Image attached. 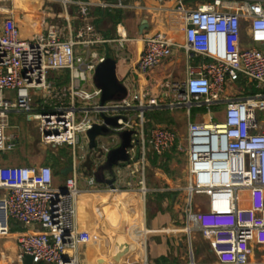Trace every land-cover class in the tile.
Segmentation results:
<instances>
[{
	"label": "built area",
	"instance_id": "2783aa9c",
	"mask_svg": "<svg viewBox=\"0 0 264 264\" xmlns=\"http://www.w3.org/2000/svg\"><path fill=\"white\" fill-rule=\"evenodd\" d=\"M55 1L64 11L78 7L83 24L76 34L69 24L67 32V26L49 22L44 11L28 21L29 38L23 37L15 17L5 19L0 28V153L17 149L20 137L9 134V120L12 114H26L29 122H37L42 144L70 148L73 170L57 186L52 166L0 165V237L8 236L16 221L30 231L17 237L22 262L30 256L33 264H81L78 250L93 240L77 219L85 194L78 182V149L84 148L83 142L90 147L88 131L103 126L105 117L118 118V128L111 129L133 133L129 163L137 155L144 171L149 149L161 157L181 148L174 129L146 127L148 112L183 109L190 114L225 106L217 122H188L189 200L181 204L191 253L186 264H197L194 231L208 240L217 264H251L254 248L264 247V0H211L194 9L187 8L186 0H175L176 10L185 16V41L162 31L142 38L138 74L154 72L177 49L189 60L208 61L188 64L186 78L162 83L160 96L147 89L104 105L102 90L88 87L92 73L107 58L99 48L130 39L125 32H119V40L102 35L89 21L86 3ZM129 8L127 0H104L100 5L103 10ZM243 27L252 48L241 46ZM238 85L242 93H232L230 88ZM253 85L258 92L248 90ZM34 94L42 99L33 107ZM117 147L98 149L97 144L90 150L105 159ZM88 185L96 181L89 178Z\"/></svg>",
	"mask_w": 264,
	"mask_h": 264
},
{
	"label": "crops",
	"instance_id": "0c3cea01",
	"mask_svg": "<svg viewBox=\"0 0 264 264\" xmlns=\"http://www.w3.org/2000/svg\"><path fill=\"white\" fill-rule=\"evenodd\" d=\"M77 1L87 4L88 13L90 14L89 21L96 28L98 26L103 30V25H106L107 30L112 32L113 37L109 39L119 40V32L121 30L130 39V41L106 44L99 48L102 55L104 54L116 61L117 77L127 87L128 94H141V92L148 89L154 95L160 96L165 90L161 86L162 83L167 81L177 82L186 78V66L188 64L196 66L200 62L208 61L201 57L189 60L184 50L177 49L172 59L161 64L154 72L146 75L138 74L136 66L143 51L142 38L162 31L175 35L180 42L185 41V16L176 10L177 3L175 0H127L131 8L125 10L100 9V5L104 0ZM208 1L211 0H186V6L187 8L194 9L197 5ZM41 11L47 13L49 22L59 23L63 28L67 26V32L69 31L68 24L71 32L74 34H76L78 28L83 24L82 19L77 14L78 7L74 5L69 6L68 10L64 11L61 4L55 0H27L24 2L22 0H9L8 2L0 1V28L5 19L15 17L20 24L21 34H23V37L29 38L31 37V31L29 28L27 29L28 21H30L34 14ZM108 11L123 13L121 23L114 25L112 22L106 21L104 17L105 12ZM144 19L147 20V27L141 33L140 26L143 24ZM125 23L126 25H124ZM131 35L134 37H129ZM241 46L245 48H252L254 46L249 40V32L246 28L243 30ZM177 74H179V78H176ZM253 86L248 90L251 91ZM160 101L165 102L163 98H160ZM218 109H220L221 117H223L225 106H216L211 111ZM174 111L161 109L148 112L147 114L155 112L174 114ZM211 111H207L206 113L200 112L197 116L205 114L209 116L208 121H212L214 113ZM190 114H188V122L198 123L197 116H195L194 120L189 119L191 117ZM172 123H175V120L172 119ZM161 125L167 126L165 124ZM94 153L96 155V152L90 150L87 158L82 160L83 164L81 163L78 181L80 182V188L85 191L84 196L78 203L77 219L79 228L87 231L93 237L90 244L80 246L78 250L81 264H110L109 260L113 257L111 246L114 236L108 230V226L110 225L105 218V212L108 214L109 209L115 208L122 209V212H125L126 209L130 220L126 219L125 222L126 224L129 222L127 226L129 234H127L135 236L139 240L138 243H135L137 240L126 241L124 236L122 252L126 253L128 251V256L119 264H186L191 256L189 255L190 245L188 235L184 233V216L181 211V199H184L186 188L189 185V161L186 169L187 183H185L184 176L180 180L169 174L170 168L174 163L173 159L168 163V170H165L163 167L161 168L153 164L150 159L153 153L149 152L147 160L151 161L152 177L150 178L151 181H147L144 175L141 176L143 171L138 166L137 155H135L134 162H132L133 169H129L128 162L121 163L119 166L114 167L112 174H107L104 177L105 180H114V187L117 191L112 193L110 185L97 184L94 175L96 166L90 158ZM71 162H67V164L62 166L61 172L58 175H61L63 179L58 185H63L65 179L63 172L72 164ZM20 164L5 165L13 166ZM58 175H55L54 178L56 185ZM89 178H93L96 181L95 186L91 187L88 185ZM142 182H144L146 189L145 194L142 192ZM178 194L181 197L179 200H177L179 198L177 197ZM139 196L145 200L144 208L137 205L140 199ZM141 219L142 228L138 227ZM29 233L30 231L25 229L20 223L16 221L11 222L10 234L0 237V264H26L25 260L22 262L18 257L17 237ZM194 239L199 242L200 248L203 244H206L208 251L215 258L213 252H211L208 240L202 234L197 231L192 232L191 240ZM253 258L252 256L251 264H254ZM262 260V263L258 264H264V258ZM215 264H217L216 261Z\"/></svg>",
	"mask_w": 264,
	"mask_h": 264
},
{
	"label": "rangeland",
	"instance_id": "374dc122",
	"mask_svg": "<svg viewBox=\"0 0 264 264\" xmlns=\"http://www.w3.org/2000/svg\"><path fill=\"white\" fill-rule=\"evenodd\" d=\"M58 25H60L59 23H57ZM126 25V23L124 24ZM61 26V25H60ZM63 28V27H62ZM130 34V33H129ZM129 37H134V36H129ZM95 75H96V71L94 73H92V76L90 77V81L88 83V86L90 89L92 88H97V85L95 83ZM176 78H179V74L176 75ZM175 78V79H176ZM239 86V85H238ZM232 93H237V94H241L242 90L241 87L239 86L237 88V86H234L230 88ZM247 92H244V95ZM42 98L40 96H37L36 94L33 95V102H32V106L34 107L36 104H38L40 102ZM200 110H193V112L190 114V120H194L197 116L198 113H200ZM212 113H214L213 116V122H217V120L221 119L222 115H221V111L220 109L216 110V111H211ZM174 117H173V116ZM202 115V116H201ZM259 116L261 117V113H259ZM168 118L172 121L175 120V123H173L172 125H169L172 129H174L176 131V133L178 134L179 137V142H181V148L177 151H175L172 155V159L174 160V163L172 164L171 168H170V173L173 176L177 177L178 179L181 180V178L184 176L185 179V183H187V146H188V142L186 141L187 138V129H188V112H186L183 109H179V110H175L174 114H169ZM209 116L205 115V114H199L197 116V121L198 122H206L208 121ZM9 134H13L16 133L19 135L20 137V141L18 144L17 149H15L13 152L11 153H7V154H2L0 153V165H5V164H20V165H36V166H41V165H49L52 166L53 169L55 168V170H61L62 166L67 164V162H69V160H72V156L71 153L69 152L70 148L67 147H53V146H46L44 144H42L41 142V137H40V131H39V127L37 122L35 121H28V118L26 116V114H12V116L10 117L9 120ZM167 125V124H165ZM115 137V141H112V139ZM84 145V148L79 147L78 149V157H79V162L83 164L82 161V157L87 158V155L90 153V147L87 144H84V142L82 143ZM97 144H98V149H101L103 146L106 145H112L114 147H117L119 145H121V138H120V134H109V135H105L100 137L97 140ZM96 152V151H94ZM149 152H151V150L149 149ZM94 154H92V156H90L91 160L93 161V163H95V179L97 181V184H103L100 181H98L97 177L99 179H102L107 175L110 174L109 170H104L103 167L106 164V160L105 159H98L96 156H94ZM148 164L145 166L143 174H141V176L144 175L145 180L147 181H151L150 178L152 177V170L150 167V162L149 160ZM129 163V162H128ZM138 166L140 167V169H142V164L139 163ZM116 167V166H115ZM129 169H133L132 163H129ZM97 175V177H96ZM169 177V175H168ZM63 177L61 175H58L56 178V182L57 185L60 184L62 181ZM60 186V185H58ZM187 186V185H186ZM177 200H179L181 197L178 194L177 195ZM202 198H204L203 196H201ZM201 197L198 198V202L200 201ZM139 200H138V206L139 207H143L145 206V200L144 198L141 196H139ZM189 197L186 196V194L184 195V199H181V204L183 203V201L185 200H189ZM148 203V202H147ZM148 205V204H147ZM105 212V211H104ZM108 214H106V220L107 223L110 225L108 226V230H110V233L112 236H114L112 239V246L111 248L114 246V242L116 241V237H123L125 236L126 241H133V240H137V238L134 236H129V232H127V226H128V221L129 217L127 216V211L125 209V212H122V209H115V210H110L109 209ZM124 213V214H123ZM126 219L128 220L127 224ZM113 224H117L116 226H112ZM131 223V222H130ZM138 227H143L142 224V219L141 221H139V225ZM120 229V233H117L116 230ZM128 233V234H127ZM122 238V239H123ZM141 239V238H139ZM139 240H137L138 243ZM139 246V245H138ZM143 247V246H142ZM113 250V249H112ZM192 253L194 254V259L196 261L197 264H215V258L213 257V255L210 254V252L208 251V246L206 244H203L200 248L199 242L197 240H192ZM189 255L191 256V253H189ZM253 262L254 264H258V263H262V259L264 258V247H255L254 248V254H253ZM188 263V262H187Z\"/></svg>",
	"mask_w": 264,
	"mask_h": 264
},
{
	"label": "water",
	"instance_id": "95a60500",
	"mask_svg": "<svg viewBox=\"0 0 264 264\" xmlns=\"http://www.w3.org/2000/svg\"><path fill=\"white\" fill-rule=\"evenodd\" d=\"M147 27V20H143V24L140 26L141 33L144 32V29ZM96 75H95V83L97 88L102 90V99L101 105H104L105 102L109 101H122L128 95L127 87L122 84L117 77V69H116V61L110 57H107L103 63L97 66ZM118 118H104V125H95L91 130L88 131V137L90 140V149H95L97 147L96 139L105 135L113 134V128H118L117 125ZM132 132L124 131V133H120L121 145L116 149L111 150L105 158L106 164L104 165V170H109L110 173H113V169L115 166H119L121 163L129 162V152L128 150L132 148L131 137ZM73 170V165H69V167L63 172V175L67 177L70 172ZM97 177V175H96ZM98 181L103 184L110 185L113 189L114 180H105L102 176V179L97 177ZM120 229L116 230L117 233H120ZM121 237H116V241L114 242V246L112 249H115V246L118 245ZM123 253H117L113 255V257L109 260L110 264H119L121 258H123ZM26 264H33V257L26 256Z\"/></svg>",
	"mask_w": 264,
	"mask_h": 264
},
{
	"label": "trees",
	"instance_id": "16d2710c",
	"mask_svg": "<svg viewBox=\"0 0 264 264\" xmlns=\"http://www.w3.org/2000/svg\"><path fill=\"white\" fill-rule=\"evenodd\" d=\"M104 19L108 22H112L114 25H117V24L121 23V21L123 19V13H121L119 11H108V12H105ZM96 29L99 32H101L102 35H104L106 38H112L113 37L112 32L110 30H107L106 25L105 26L103 25V30H101V28H99L98 26ZM52 75H55V73H52ZM66 80H67V74L65 75V80L63 83H66ZM58 83H62V82L60 80H58ZM258 91H259L258 88L256 86H253L251 92L256 93ZM200 111L202 113H206L207 109L202 108ZM168 115L169 114L167 112H161V113L155 112V113L147 114L145 117L146 127H150L153 125H161V124H167V126L170 127L169 125H172L173 123L168 118ZM175 151H177L176 148L172 149L171 151L164 153L161 157L153 154L150 156V159L155 166L158 165L159 167H161V168L163 167L165 170H168V163H169V161L172 160V155ZM69 162H71V160H69ZM53 170H54L55 175H58L61 172V170L58 171V170H55V168Z\"/></svg>",
	"mask_w": 264,
	"mask_h": 264
},
{
	"label": "bare ground",
	"instance_id": "6f19581e",
	"mask_svg": "<svg viewBox=\"0 0 264 264\" xmlns=\"http://www.w3.org/2000/svg\"><path fill=\"white\" fill-rule=\"evenodd\" d=\"M23 2L24 1H27V0H22ZM121 32H123V30H121ZM124 33V32H123ZM115 209H117V208H115ZM115 209H112V210H115ZM118 210V209H117ZM110 213V212H109ZM117 224H113L112 223V226L114 227V226H116ZM117 227V226H116ZM123 238V237H122ZM122 238H120V240H119V243H118V245L117 246H115V249H113L112 250V254L113 255H115V254H117L118 252L119 253H123L122 255H124L123 256V258H121L120 259V261H119V263H122L126 258H127V254H128V251L126 252V253H124V252H122V245H123V243H124V238L122 239Z\"/></svg>",
	"mask_w": 264,
	"mask_h": 264
}]
</instances>
